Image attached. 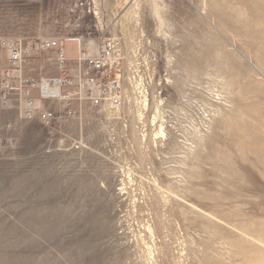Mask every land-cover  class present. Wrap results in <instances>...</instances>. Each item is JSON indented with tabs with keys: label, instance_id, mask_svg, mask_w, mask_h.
<instances>
[{
	"label": "rangeland",
	"instance_id": "1",
	"mask_svg": "<svg viewBox=\"0 0 264 264\" xmlns=\"http://www.w3.org/2000/svg\"><path fill=\"white\" fill-rule=\"evenodd\" d=\"M52 38L112 39L124 99L0 102V264H264V0H0V93L6 43L40 84Z\"/></svg>",
	"mask_w": 264,
	"mask_h": 264
},
{
	"label": "built area",
	"instance_id": "2",
	"mask_svg": "<svg viewBox=\"0 0 264 264\" xmlns=\"http://www.w3.org/2000/svg\"><path fill=\"white\" fill-rule=\"evenodd\" d=\"M9 51L8 66L2 72L0 102L3 107H9L13 102L14 109L23 119L38 120L50 124L58 117L56 111L46 104L54 100L69 103L79 101L91 108L109 107L115 109L123 103L121 79V54L115 42L103 38L95 49L81 45V38L77 39V55L68 58L64 55V44L56 38L40 41L38 47L42 51L51 53L57 74L48 80L46 89L29 79L25 74L31 45L16 39L6 43ZM70 62H73L70 64ZM73 72L78 80L73 85ZM14 77V89L10 81ZM37 89L36 97L33 91ZM105 105V106H104ZM65 111L58 118H63Z\"/></svg>",
	"mask_w": 264,
	"mask_h": 264
},
{
	"label": "bare ground",
	"instance_id": "3",
	"mask_svg": "<svg viewBox=\"0 0 264 264\" xmlns=\"http://www.w3.org/2000/svg\"><path fill=\"white\" fill-rule=\"evenodd\" d=\"M77 80H78V77H77V75H75V77H74V80H73V85L75 86V84H76V82H77ZM47 83H48V80L46 81V80H43V81H41V83L39 84L40 85V87H41V89L42 90H48V89H46V87H47ZM48 92H53V95H57L58 94V91H56V90H53V89H49L48 90ZM143 97H145V96H143ZM144 100H143V102H145V98H143ZM145 103H147V102H145ZM105 106V105H104ZM107 107V106H106ZM119 107H121V106H119ZM119 107H116L115 109H118ZM144 107H146V104H145V106ZM109 109H113V108H109ZM114 109V110H115ZM141 113H139L138 114V117H141ZM141 119V118H140ZM139 119V120H140ZM141 121V120H140ZM159 133L161 134V135H163V128L161 127V126H159ZM142 140H145V135H142ZM122 189H124L123 187H122ZM147 230H149V229H147ZM150 231V230H149Z\"/></svg>",
	"mask_w": 264,
	"mask_h": 264
},
{
	"label": "crops",
	"instance_id": "4",
	"mask_svg": "<svg viewBox=\"0 0 264 264\" xmlns=\"http://www.w3.org/2000/svg\"><path fill=\"white\" fill-rule=\"evenodd\" d=\"M73 58H75V57H73Z\"/></svg>",
	"mask_w": 264,
	"mask_h": 264
}]
</instances>
